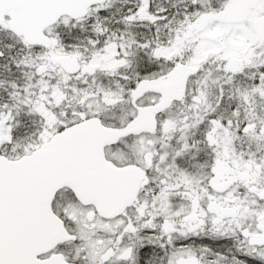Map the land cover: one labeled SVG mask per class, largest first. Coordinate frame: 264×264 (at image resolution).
<instances>
[{"label":"snow or ice","instance_id":"snow-or-ice-1","mask_svg":"<svg viewBox=\"0 0 264 264\" xmlns=\"http://www.w3.org/2000/svg\"><path fill=\"white\" fill-rule=\"evenodd\" d=\"M0 264H264V0H0Z\"/></svg>","mask_w":264,"mask_h":264}]
</instances>
